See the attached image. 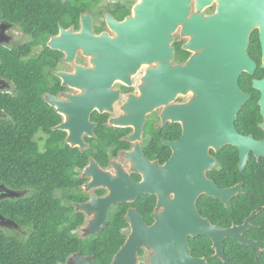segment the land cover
Instances as JSON below:
<instances>
[{"label": "flooded vegetation", "instance_id": "af4514ba", "mask_svg": "<svg viewBox=\"0 0 264 264\" xmlns=\"http://www.w3.org/2000/svg\"><path fill=\"white\" fill-rule=\"evenodd\" d=\"M11 3V19L6 18L4 12H0V103L4 97L16 98L19 94L13 78L4 76V58L10 55L24 70L30 71L29 73L33 72L34 68H39L37 78L43 82L46 90L42 98L47 107V133L44 134L43 130L39 129L43 135H38L36 140L44 151L52 145L60 146L64 149V155H71L70 164L75 165L69 167V174L62 184V189L54 194L53 202L66 210L72 221L79 223L71 234L79 240H86L92 236H88L86 231L103 210L102 206L95 203L115 196L118 203L112 204L108 209L106 226L113 219L123 218L127 226L121 233L126 238V243L132 234L128 219L136 215L143 220L146 227H151L156 223L155 216L164 211L165 204L175 199V194L170 193L166 200H161L160 190L137 194L135 186L145 185L151 190L155 183L159 182L162 170L175 154L187 155L190 148H194L190 147L189 137L185 139L183 117L179 114L180 111H177L173 118H168L165 116L167 106L158 107L146 115L140 138H136L137 132L133 125L118 123L127 116L125 107L130 100L141 96L143 78L150 69L147 66H142L137 74L131 77V84L115 80L109 91L118 96L116 100L111 103L108 101L102 109L96 105L84 121L83 113L69 115L65 109L60 110L57 104L67 105L69 109L79 107V110L90 105L84 100L87 96L86 90L66 83L63 76L76 78L80 70L95 72L98 65L95 56L86 55L82 47H74L71 41L73 37L88 30L92 37L105 35L111 39L115 38L116 32L111 22L117 25L134 18L135 9L141 0H11ZM194 4L195 0L192 1V11L188 16L217 15V3L201 13L195 12ZM56 42L58 47H54ZM188 42L189 38L183 36L182 28L179 27L174 35L173 66H185L194 55L185 49ZM72 50L74 53L71 59L69 51ZM245 54L250 65L241 70L238 87L241 94L248 96V99L241 107L234 126L240 136L264 142V115L260 104L263 93L255 85L264 81V49L261 30L257 26L250 31ZM194 98V93L189 91L179 94L170 105L182 108L188 106ZM11 119L0 106V124L9 123ZM51 133L56 135L52 136ZM76 137L79 142L73 143ZM231 148L237 152L239 171L244 172L240 170V153L236 148L226 145L216 150L209 146L207 156L213 159L216 165L204 175L221 190L240 185L242 193L236 196L238 197L245 193L244 183L239 182L226 188L221 186L220 182L226 176V173L223 174L225 167L222 165L228 159L227 152ZM251 161L264 164V157L258 158L250 153L248 164ZM47 166L49 176V165ZM13 193L17 195L16 198L9 197ZM32 193V189L12 190L0 184V206L5 201L23 199ZM204 197L211 198L205 194L201 195L196 208L200 216L212 225L219 224L222 229H229L242 226L248 219L242 225L233 223L229 228L223 226L221 219L214 223L200 208L199 201ZM233 200L228 207L221 201H216L229 208ZM47 204L50 205V199ZM84 206L92 208L86 211ZM11 223L12 220L0 212V229L13 233L10 230V227H14ZM15 227L21 229L17 233L25 234L26 231L21 227ZM147 252L150 251L145 248L139 251V264H149ZM77 255L83 256H73ZM146 258L148 261L145 263Z\"/></svg>", "mask_w": 264, "mask_h": 264}, {"label": "water", "instance_id": "95a60500", "mask_svg": "<svg viewBox=\"0 0 264 264\" xmlns=\"http://www.w3.org/2000/svg\"><path fill=\"white\" fill-rule=\"evenodd\" d=\"M192 1L141 0L134 18L117 25L111 22L115 38L92 37L85 30L71 40L74 47H82L86 55L95 56L98 65L95 72L80 70L76 78L63 75L66 83L86 90L84 100L90 105L79 110V107L69 109V106L58 103L60 110L65 109L69 115L83 113L84 121L96 105L102 109L108 101L116 100L118 96L109 91L115 80L131 84V77L142 66H148L150 69L140 88L141 96L130 100L125 107L127 116L118 123L133 125L136 138H140L146 115L158 107L167 106L165 116L168 118L180 111L185 139L189 137L190 147L194 146L187 155L175 154L162 170L154 188L135 186L137 194L160 190L161 200H166L170 193L175 194V199L165 204L164 211L155 216L156 223L151 227H146L136 215L128 219L132 234L112 264H139L138 253L143 248L152 253L149 264H208L205 258L192 256L188 241L198 237H206L212 242L214 258L224 264H232L225 255L226 240L261 252V245L247 239L245 234L252 229L251 221L262 209L253 212L242 226L222 229L219 224L214 226L203 219L196 203L205 194L228 207L242 193L240 185L221 190L205 177V172L216 165L207 156L209 146L216 150L226 145L236 148L240 153L241 171L246 168L250 153L258 158L264 157V142L240 136L234 126L248 99L239 90L238 78L241 70L250 65L245 47L255 26L261 30L264 49V0H195L197 13L217 3V15L210 17L188 16ZM179 27L183 36L189 38L185 49L194 55L185 66L175 67L172 64L173 43ZM58 46L56 42L54 47ZM69 52L72 59L74 51ZM255 85L263 93L260 104L264 115V81ZM189 91L195 98L188 106L175 108L170 105L179 94ZM78 142L79 139L74 138L73 143ZM9 197L16 198L17 195L13 193ZM116 203L115 196L95 203L103 210L86 231L88 236L98 234L106 227L108 209ZM90 208L92 206L83 207L86 211ZM11 225L15 227L14 223ZM68 263L94 264V259L77 255Z\"/></svg>", "mask_w": 264, "mask_h": 264}, {"label": "trees", "instance_id": "16d2710c", "mask_svg": "<svg viewBox=\"0 0 264 264\" xmlns=\"http://www.w3.org/2000/svg\"><path fill=\"white\" fill-rule=\"evenodd\" d=\"M12 6L11 0H0V12L8 19L12 18ZM3 60L4 76L13 78L19 94L16 98L4 97L0 103L12 118L9 123L0 124V184L12 190L32 189L33 193L0 206L5 217L26 231L21 235L0 229V264H67L74 254L93 256L94 264H112L125 244L121 230L127 224L123 218L113 219L100 233L86 240L71 234L79 223L72 221L69 213L53 199L62 189L69 167L75 165L70 164L71 155H64L60 146L52 145L44 151L36 140L38 135L47 133V107L42 98L46 90L37 78L39 68L29 73L10 55ZM227 157L222 165L226 176L220 181L221 186L229 188L242 182L245 193L236 197L229 208L205 197L199 201L200 208L212 222L221 219L225 228L233 223L242 225L253 212L262 209L251 221L254 227L245 234L247 239L261 245V252L226 240L225 255L232 264H264V164L251 161L241 173L237 152L228 149ZM189 247L195 258H205L208 264H224L214 258L212 243L206 237L189 239Z\"/></svg>", "mask_w": 264, "mask_h": 264}, {"label": "rangeland", "instance_id": "374dc122", "mask_svg": "<svg viewBox=\"0 0 264 264\" xmlns=\"http://www.w3.org/2000/svg\"><path fill=\"white\" fill-rule=\"evenodd\" d=\"M148 67V66H147ZM10 230H12L13 232H20L21 231V229H19V228H14V227H10ZM21 234V233H20ZM21 235H25V234H21ZM151 256H152V253L151 252H147V255H146V257L147 258H151ZM147 258H146V260H144V262L146 263L148 260H147ZM67 264H72V263H67Z\"/></svg>", "mask_w": 264, "mask_h": 264}]
</instances>
